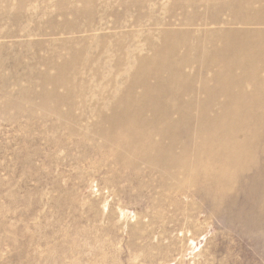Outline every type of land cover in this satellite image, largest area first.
I'll list each match as a JSON object with an SVG mask.
<instances>
[{
    "label": "rangeland",
    "instance_id": "1",
    "mask_svg": "<svg viewBox=\"0 0 264 264\" xmlns=\"http://www.w3.org/2000/svg\"><path fill=\"white\" fill-rule=\"evenodd\" d=\"M262 60L264 0H0V264H264Z\"/></svg>",
    "mask_w": 264,
    "mask_h": 264
},
{
    "label": "bare ground",
    "instance_id": "2",
    "mask_svg": "<svg viewBox=\"0 0 264 264\" xmlns=\"http://www.w3.org/2000/svg\"><path fill=\"white\" fill-rule=\"evenodd\" d=\"M221 1V0H220ZM224 1V0H223ZM214 4V3H213ZM225 5V4H224ZM226 6H227V4H226ZM234 10V9H233ZM229 11V10H228ZM253 11V10H252ZM241 15V14H240ZM235 16V15H234ZM213 19V18H212ZM214 20V19H213ZM207 21V20H206ZM238 35V34H237ZM241 35V34H240ZM254 37V36H253ZM227 38V37H226ZM204 40V39H203ZM257 40V39H256ZM231 41V40H230ZM259 45H261V44H259ZM37 46V45H36ZM188 47V46H187ZM188 49H190V48H188ZM187 49V50H188ZM193 49V48H192ZM253 55V54H252ZM256 58V57H255ZM246 59V58H245ZM261 59V58H260ZM216 60V59H215ZM254 60V59H253ZM152 61V60H151ZM252 61V60H251ZM189 62V61H188ZM261 62H263L260 66H261V70L263 69L264 70V60H262ZM219 63V62H218ZM221 63V62H220ZM243 63H244V61H238V64L239 65H243ZM246 63H248V62H246ZM253 63V62H252ZM243 66H245L246 67V65H243ZM255 66V65H254ZM258 66V65H257ZM257 66H256V68H257ZM206 67V66H205ZM250 67V65L248 66V68ZM241 68V67H240ZM258 68H260V67H258ZM250 70V69H249ZM256 70V69H255ZM259 71V70H258ZM254 72V71H253ZM257 72V71H256ZM92 77V76H91ZM218 77H219V75H217V76H215V79H218ZM109 78H110V76H109ZM244 78V77H243ZM262 79V78H261ZM243 80H245V79H243ZM251 80V79H250ZM111 81V80H110ZM235 80L233 79V82H234ZM258 81H259V79H258ZM262 81V80H261ZM57 82V81H56ZM105 82V81H104ZM134 82V81H133ZM260 82V81H259ZM263 83H264V78H263V81H262ZM112 83V82H111ZM143 87H148L147 86V84L146 83H144L143 84ZM228 97H229V94H228ZM133 100H136V99H133ZM143 101V100H142ZM133 102V101H132ZM131 102V103H132ZM135 102V101H134ZM139 102V101H138ZM129 103V102H128ZM136 103H137V101H136ZM143 104V103H142ZM128 105H130V104H128ZM156 105H157V103H156ZM184 105V107L186 106L185 104H183ZM158 107V106H157ZM156 107V108H157ZM182 108V107H181ZM180 108V109H181ZM185 109V108H184ZM116 110V109H115ZM180 111V110H179ZM185 111V110H184ZM117 112V111H116ZM140 112V111H139ZM230 112V110H228L227 108H225V113L224 114H227V113H229ZM249 112H251L250 110H249ZM248 112V113H249ZM123 113V112H122ZM180 113L182 114V115H185V116H187L188 115V113L186 114L185 112H183V111H180ZM117 114V113H116ZM166 115V114H165ZM123 116V115H122ZM140 116V115H139ZM144 116V115H143ZM142 116V117H143ZM167 116V115H166ZM226 115H224L223 117H225ZM126 117V116H125ZM125 117H123V118H119L118 117V119L116 118L112 123H114V124H116V125H113L112 127H111V132H116V131H120L121 132V130H123V131H126V125H127V120H125ZM165 117V116H164ZM216 119H218V121L219 120H227V118H222V117H220V116H218V118L217 117H215ZM163 119H165V118H163ZM111 120H112V118H111ZM110 120V121H111ZM235 120H239V118H236ZM100 121V120H99ZM109 121V122H110ZM217 122V121H216ZM155 123V122H154ZM111 124V123H110ZM143 124H145V123H143ZM197 124H198V126H208L209 125V129L210 130H213V131H215V132H220L221 131V128H219V127H217V125H215V124H213V123H209L208 125L205 123V121H202V120H199L198 122H197ZM204 124H206V125H204ZM112 125V124H111ZM129 125V124H128ZM163 129L162 130H164V131H160V128H158L157 126H155V128H154V130H153V132L156 134V135H158V136H160V137H165V138H168L169 139V142H168V146L167 147H173L175 144H176V140L177 139H175V138H170L169 137V134L168 133H166L165 132V127L167 128V130H169V128L170 127H172V125H173V127H175L176 125H178V123L177 122H174V121H172L171 119H169V118H167L166 119V121H164L163 122ZM215 125V126H214ZM172 129V128H171ZM170 129V130H171ZM203 129V128H202ZM208 130V129H207ZM246 130V128L244 129V127H242V128H240L239 127V130H238V132H244V131ZM129 131V132H128ZM127 132H128V134H130V135H135V136H138L139 137V134H141L142 132H144V131H136L134 128L133 129H130V130H128ZM170 132V131H169ZM202 132V131H201ZM199 133V132H198ZM188 134V133H187ZM107 135H109V134H107ZM111 136H115V138H117V136H120V135H115V134H113V133H111L110 134ZM217 135H221L218 139H215L214 141L216 142L217 141V143H219V145L220 146H222L223 148H231V149H229V152L227 153V154H223L222 156H221V164H219V165H221V167H224V168H228V167H226V166H228L229 164V161H230V158H232V156H233V154L231 153V151L233 150V151H235V150H238L242 145L240 144L239 145V143H232V140H233V138H234V136H232V135H229L228 133H224V132H222V134H217ZM187 138H189L190 137V135L189 136H186ZM236 137V136H235ZM115 138H113L114 140H115ZM201 138V137H200ZM236 141V140H235ZM237 141H238V139H237ZM149 164H160V163H158V160H151L150 162H149ZM190 166H191V164H185V167L189 170H191V168H190ZM190 172V171H189ZM192 173V172H191ZM177 174V173H176ZM197 174V173H196ZM192 175V174H191ZM198 175V174H197ZM200 175V174H199ZM206 176H209V178H210V180L212 181V182H217V177L216 176H213V175H211V174H209V175H206ZM201 178H205L204 177V175L203 176H201ZM219 178V177H218ZM196 180H197V178H196ZM195 180V181H196ZM217 184V183H216ZM216 184H214L213 185V187L214 188H212V189H214L216 192H222V189H221V187H217V186H215ZM211 188V187H210ZM208 190V189H207ZM204 191L205 192H207L206 191V188L204 187Z\"/></svg>",
    "mask_w": 264,
    "mask_h": 264
}]
</instances>
